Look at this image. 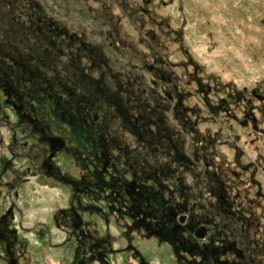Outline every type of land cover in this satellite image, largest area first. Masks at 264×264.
I'll list each match as a JSON object with an SVG mask.
<instances>
[{"label":"rangeland","instance_id":"374dc122","mask_svg":"<svg viewBox=\"0 0 264 264\" xmlns=\"http://www.w3.org/2000/svg\"><path fill=\"white\" fill-rule=\"evenodd\" d=\"M0 15V264H264V0Z\"/></svg>","mask_w":264,"mask_h":264},{"label":"flooded vegetation","instance_id":"af4514ba","mask_svg":"<svg viewBox=\"0 0 264 264\" xmlns=\"http://www.w3.org/2000/svg\"><path fill=\"white\" fill-rule=\"evenodd\" d=\"M1 16V15H0ZM5 15H2V17H4ZM12 20L13 19H11V21L10 20H7V22H8V24L10 25V24H12L13 22H12ZM110 145H111V147H116V146H118V144L116 143V141H114L113 140V142H111L110 143ZM121 149H123L124 150V152L130 157V159H131V162H133V164H137L138 162H139V160H138V158H137V155L136 154H134V151L133 150H130L128 147H122ZM181 181L180 180H178V187H179V195L181 196V194H182V189H181ZM176 208H177V210L180 212L181 211V209L183 208V209H186L185 208V205H183V203H178L177 204V206H176ZM177 218H178V222L179 223H181V224H185L186 222H187V220H188V222H190L191 223V225L193 224V219L195 218L192 214H189L188 215V213H186V215L185 214H179L178 216H177ZM200 227H204V229H205V236L202 238V239H200V240H204L206 237H207V235H208V228H206L205 226H203V225H198L197 227H196V230H195V233H196V231L200 228ZM195 233H194V236H195ZM195 238H196V236H195ZM198 239V238H197Z\"/></svg>","mask_w":264,"mask_h":264},{"label":"water","instance_id":"95a60500","mask_svg":"<svg viewBox=\"0 0 264 264\" xmlns=\"http://www.w3.org/2000/svg\"><path fill=\"white\" fill-rule=\"evenodd\" d=\"M195 236H196V238H198V239H202V238L205 236V229H204V227H200V228L196 231Z\"/></svg>","mask_w":264,"mask_h":264}]
</instances>
